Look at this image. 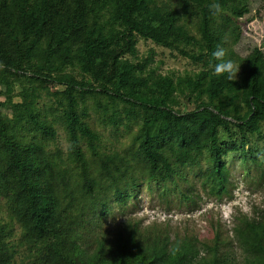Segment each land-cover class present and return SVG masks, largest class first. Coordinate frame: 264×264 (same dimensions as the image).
Returning a JSON list of instances; mask_svg holds the SVG:
<instances>
[{
    "label": "trees",
    "instance_id": "trees-1",
    "mask_svg": "<svg viewBox=\"0 0 264 264\" xmlns=\"http://www.w3.org/2000/svg\"><path fill=\"white\" fill-rule=\"evenodd\" d=\"M249 1L0 0V72L23 85L14 103L5 83L17 120L0 123V196L21 243L38 246L36 264H264V208L235 214L230 237L216 230L210 239L127 212L140 181L186 204L178 181L204 153L203 192L230 198L225 157H245L249 137L264 140V54L233 51ZM137 39L201 70L157 74L154 53L137 59ZM217 45L240 64L233 82L212 74ZM47 81L63 92L46 89L51 104L39 110L36 85ZM57 126L64 161L49 150ZM101 130L128 145L104 150ZM250 158L264 190V152ZM9 259L0 254V264Z\"/></svg>",
    "mask_w": 264,
    "mask_h": 264
},
{
    "label": "rangeland",
    "instance_id": "rangeland-1",
    "mask_svg": "<svg viewBox=\"0 0 264 264\" xmlns=\"http://www.w3.org/2000/svg\"><path fill=\"white\" fill-rule=\"evenodd\" d=\"M164 0H160L162 2ZM238 27L241 31L239 43L234 46L233 51L245 56L253 47L260 48L264 54V0H250L249 13L238 20ZM136 57L143 60L154 53L150 70L161 75H185L186 73L197 72L200 67L194 66L189 60L182 58L176 52L157 47L150 41L137 39ZM8 83L14 92V103H19L18 94L22 91V83L18 78H10L0 72V123L17 120L13 117L5 105L8 95L5 87ZM35 94L39 95L37 108L40 110L44 105L51 104V100L45 96L46 89L50 93H61L63 88L52 82H41L37 85ZM31 99V95L26 101ZM186 110H192L193 105L182 101ZM91 105V102H88ZM183 106V107H182ZM181 109L184 108V105ZM93 123L94 119H90ZM261 135L264 137V122L260 125ZM58 138L49 147L50 151L56 152L64 161L67 155V143L62 128L56 127ZM104 139V150L112 151L115 148L124 149L128 145L127 138L119 141L111 136L109 131H102ZM226 139V133L221 132L220 140ZM120 142V143H119ZM246 156L241 153H231L225 157V163L230 173V198L218 201L214 197L207 196L202 190V180L208 174L205 160L207 154L201 158L199 168L187 169L183 181H178V190L189 198V201L180 203L179 198L163 196L161 190L154 186L151 189L140 181L139 187L135 189L129 199V214L144 221V225L152 222L158 224L169 221L172 229L179 231L188 230L201 239L212 238L216 230L228 234L232 228V221L235 214H248L254 209L264 208V190L258 187V176L251 164L250 152L253 159H260L264 152V140L257 137H249V144L245 147ZM111 209L115 207L110 205ZM0 254L10 257V264H36L40 256L38 246H28L21 243L22 230L9 221L7 215L6 200L0 196ZM116 214V219H119ZM111 218V217H110ZM109 218V219H110ZM111 221V219L109 220ZM230 237V234H228Z\"/></svg>",
    "mask_w": 264,
    "mask_h": 264
},
{
    "label": "clouds",
    "instance_id": "clouds-1",
    "mask_svg": "<svg viewBox=\"0 0 264 264\" xmlns=\"http://www.w3.org/2000/svg\"><path fill=\"white\" fill-rule=\"evenodd\" d=\"M211 7L213 15H219L221 13V6L219 3H214ZM211 55L215 61L212 74L215 76L223 75L228 81H235L240 70V64L236 63L231 58H226V49L221 45H217L215 51H213Z\"/></svg>",
    "mask_w": 264,
    "mask_h": 264
}]
</instances>
